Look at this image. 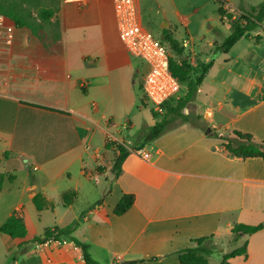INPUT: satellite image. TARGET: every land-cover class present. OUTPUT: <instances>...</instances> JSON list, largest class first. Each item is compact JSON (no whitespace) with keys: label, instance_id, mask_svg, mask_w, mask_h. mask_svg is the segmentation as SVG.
Here are the masks:
<instances>
[{"label":"crops","instance_id":"obj_1","mask_svg":"<svg viewBox=\"0 0 264 264\" xmlns=\"http://www.w3.org/2000/svg\"><path fill=\"white\" fill-rule=\"evenodd\" d=\"M223 1L237 15L242 14L240 5L246 9L250 6L247 0H239L244 2L241 4ZM138 2L142 25L150 30L144 25L146 9L142 0ZM153 2L164 14L159 35L165 29L177 39L178 31H184L187 39H182L183 46H191L195 54L203 53L197 59L192 57L193 65L212 62L194 95L210 134H205L201 126L181 125L141 149L150 153L149 160L132 152L123 162L120 176L114 178L110 170L117 150H107L106 142L124 143V131L118 126L121 117L127 130L133 134L138 131L139 122L133 118L134 111L142 112L138 107L137 75L148 68L138 67L137 58L121 42L113 0H61L57 14L61 40L53 52L46 50L27 27L15 25L11 44L0 39V175H4L0 227L14 211L22 209L26 241L42 236L47 229L39 232L30 223L24 202L13 194L15 174L20 171L18 159L27 168L42 172L44 183L35 177L27 188L40 214L56 211L48 187L72 165H78L80 180L100 190L101 202L84 218L90 233L83 232V239H77L101 264L104 261L97 248L109 252L113 264H164L168 256L175 255L178 260V253L194 240L213 238L222 232L232 235L237 224L264 221L263 160L231 157L222 141L211 135L214 130L224 135L240 130L264 139V47L255 44L264 43L263 22L262 31H252L249 39L223 52L222 45L217 44L228 37L225 29L231 34V23L219 13L218 0ZM209 4L217 6L219 23L208 22V39L197 43L202 25L197 26L195 18H206L204 8ZM224 88L229 89L224 101L213 99L215 91ZM183 96H177V101ZM225 105L231 112L221 121ZM156 122L149 118L147 124ZM5 152L10 153L9 159H5ZM68 192L76 197L65 205L63 197ZM80 193V187L63 192V208L73 209ZM124 194H135L136 202L118 217L113 210ZM36 196L45 204L43 210L34 204ZM93 231L97 232L95 237ZM62 240L66 244L52 245L43 253L31 247L34 243H27L21 249L23 256L13 264H49L48 258L50 264H83L81 249L69 237ZM19 243L0 233L2 258L7 260L19 250ZM230 263L264 264V229L248 238L247 256L235 257Z\"/></svg>","mask_w":264,"mask_h":264},{"label":"trees","instance_id":"obj_2","mask_svg":"<svg viewBox=\"0 0 264 264\" xmlns=\"http://www.w3.org/2000/svg\"><path fill=\"white\" fill-rule=\"evenodd\" d=\"M218 2L221 5L219 13L223 16L226 12L224 9L226 2L223 0H218ZM52 3L56 7L52 9L47 8L50 11H46L44 8L40 7L39 0H0V14L9 18L17 27L29 28L34 35L38 37L40 43L46 48V50L53 52L55 45L61 40V30L59 20L53 28H50L51 26L49 24L50 19L60 11L61 0H51V4ZM240 10L242 11V14L230 22L231 34L222 44L221 49L223 52H228L240 40L249 39L250 33L260 27V24L264 21V1L258 5L250 6L247 9L243 7V5H240ZM43 13H47V15L44 16ZM164 39L169 43L172 52L178 56V60H174L172 55H170V69L174 77L178 79L181 84L185 83L191 74L195 76V80L189 85L188 98L185 101H180L176 107H168L167 113L154 125L144 126V128L139 131L137 139L131 143L130 149L125 144L115 143L111 140L106 142L107 150H111L113 147L117 150L116 159L110 170V173L113 174L114 178L120 176L122 172V164L132 152L139 151L147 145H151L156 140L174 131L181 125L190 124L189 114L183 112L185 103L193 98L198 87L202 84L212 66V62H210L201 65L200 69L197 70V68L189 64L187 61L181 63L180 57L183 55V47L179 45L177 40L169 35H165ZM153 114L156 113L153 112ZM177 121L180 122L176 123ZM211 135L222 141L229 156L244 160L249 158H261L264 162V139L260 140L253 134L240 130H232L227 135L214 130ZM4 157L5 159H9L10 153L5 152ZM3 179L4 175L1 174L0 190L2 188ZM75 197L76 195L74 192L66 193L63 197L65 205L71 204ZM33 201L38 210H43L45 208V204L41 201L40 197H34ZM135 202V194H124L113 210L114 215L119 217L126 214L134 206ZM76 226L77 224L65 227L56 226L53 228H47L42 236L35 237L31 241H26L27 227L21 209L12 213V215L0 227V233L8 235L14 240L20 241L18 247L20 251L24 245L30 242L34 244L44 243L48 240L56 241L62 237H69L74 244L81 249L84 260L83 264H100L92 258L89 253V247L86 244L72 237V232L75 230ZM263 229L264 222L256 225L240 223L234 226L231 233L233 240L236 241L241 237L251 236ZM207 240L208 238L205 237L194 240L193 242L196 244V247L187 248L179 252V264H212L207 258V254L212 252V250L205 244ZM247 246L248 240L245 241L241 247L224 254L221 262L218 264H231L230 260L235 257H246ZM139 262L144 263L147 261L140 260Z\"/></svg>","mask_w":264,"mask_h":264},{"label":"rangeland","instance_id":"obj_3","mask_svg":"<svg viewBox=\"0 0 264 264\" xmlns=\"http://www.w3.org/2000/svg\"><path fill=\"white\" fill-rule=\"evenodd\" d=\"M236 1L238 4L244 3V2H240L239 0H236ZM263 1L264 0H247V3H250V6L251 5L254 6V5L260 4ZM39 4L41 5L40 7L44 8L46 11H50L47 8L52 9V8L56 7L55 5H53V3L51 4V0H39ZM24 6H29V5H24ZM142 7L144 9H146V13H147L144 25L146 27H148L155 34L156 38H158L160 40L162 39V41L164 43H165V41L163 40L164 35H169L175 40L178 39L179 41L177 40V42H179V45L182 46L184 49L183 55L186 58V61L189 64H191L192 66H194L193 64L195 61L192 60V57L194 56L197 59V55L200 52H196L197 54H195L190 50L191 46H188L187 48L183 46L182 39H187L185 34H184V31H181V30L178 31V33L176 34L177 39H176V37H174L173 34L170 33V31H167L165 29L162 30L161 35H159L161 26L164 23L163 12L157 8L158 6L156 4H154L153 0H142ZM204 13H205L206 18H203V17H196L195 18V20H196L195 24L197 26L202 25V28L198 32V36L196 38L197 43H200L202 38L208 39L207 34H206L208 22L211 24H218L219 23V17L220 16L218 13L217 6H214L213 4H209L208 6H206L204 8ZM43 15L46 16L47 13H43ZM224 15H227V17H228V19L225 21L231 22L233 20V16L237 15V14H235L234 12L232 13V11L230 9V10L226 11ZM148 16H149V19H148ZM238 17H239V15H237L236 18H238ZM57 21H58V15H55L54 17H52L50 19V24H49L51 26L50 28H53V26L56 24ZM263 24H264V21H263ZM260 28L261 27L257 28V30H255V32L263 30ZM224 32L227 34V36L230 35V31H227L225 29ZM255 40H256V38H255ZM165 44H166V47L168 48V51L172 55L173 59L178 60V56L172 52L169 44H167V43H165ZM255 44L260 45L261 46L260 48L264 47V43L258 44L257 42H255ZM221 45H222V43L220 44V42L217 44L218 47H220ZM260 50L261 49H258V51H260ZM202 51H205V49ZM201 54H203V53L201 52L200 55ZM201 65L202 64H198L197 66H194V67L197 68V70H199ZM137 66L141 67V68L144 67L145 69L148 68L147 63L142 61L141 59H138V58H137ZM144 73L145 72L137 75V90H138V93L140 96V99L138 101V107L140 108V111H142V112L137 113V111H134L135 114L133 115V118L136 119L135 122H139L138 123V125H139L138 131L135 132L134 134L131 133L129 130H127V127H126V124H125V121L123 120V118L121 117L118 120L119 121L118 122L119 123V125H118L119 129L124 131V136H123L124 143H121V144H125L126 146H130L131 143L137 139V136L139 135V131H141V129H143L144 126L148 125L147 121L149 120V118H153L156 121H160L168 111V108H167L165 110V112L162 114H160V113L159 114H157V113L153 114V105L145 97V95L141 89L142 79H143ZM194 80H195V76L193 74H191L188 77L187 81L182 84L181 91L179 92V96H183V93L185 92L184 96L181 99H179V101H177V99H176L174 102H172L170 104L169 107H176L180 101H185L187 99L189 85H190V83L194 82ZM228 91H229V89H226V88L221 89V90L218 89L217 91H215L213 99L215 98V99L223 100L224 99L223 96L226 95L228 93ZM200 104L202 105V103H200ZM184 111L188 112V114L190 116V123L192 125L201 126L202 128L207 130L208 123L205 122L203 120L202 115L199 114V108H198V104L196 101V96H194L191 100H189L185 103L183 112ZM228 111H230V110L225 105L224 111L221 114V117H222L220 119L221 121H222L223 117H225V114L229 113ZM179 122L180 121H177L176 123H179ZM111 141H113V140H111ZM115 143H118V142L115 141ZM93 145L94 146L96 145V140L92 143V146ZM16 164L18 165L20 171L15 174V176H16V181L14 183L15 192L13 194H15V195L18 194L16 196V198H18L19 200H22L24 202L25 210H26L25 215L30 220V223L33 224L38 229L39 232H41L43 228H52L54 226H62L63 227V226L77 224L75 230L72 232L73 237H75L76 239H77V237H79L78 239L82 240L83 239V236H82L83 232L84 233H90V230L86 229V227L84 225L85 224L84 218H85V216L89 215L90 212H94L96 210L97 204H99L101 202L102 196H101L100 190L95 186V184L89 183L88 181L83 182L82 180H80V178L78 176V165L77 164L72 165L70 168V171L68 173H66L63 177L56 179V181L53 182L50 187H48L49 188L48 193L50 195H53L52 199H53V203L55 204L56 211H54V213H52V211H48V212L41 213V214L37 212V210L35 209V206L33 205L32 201L30 200L29 191H27V188L33 184V180L35 177H37V181H41L42 183H44L42 172L33 171L31 168L32 166L30 167L31 169L27 168L26 163L21 159H18ZM30 164L31 163H29V166H30ZM69 174L71 175V178H69ZM46 181L47 180L45 179V182ZM75 187H80L81 193L79 194V199L74 204L73 209L66 210L62 206L61 194L67 190H73V189H75ZM59 195H60V197H59ZM60 219L63 221L62 223L59 222ZM96 229L98 230V228H96ZM96 233H97L96 231H93L92 236L95 237ZM249 237L250 236H244V237H241L238 240L234 241L233 236L231 234L226 233V232H222L220 235H216L213 238L209 237V239L205 242V244L212 250V252L210 254H207L209 261L211 263H214V264L220 263L224 254H226L227 252L229 253V252L233 251L234 249L241 247L245 243V241L248 240ZM25 247L26 246L24 245L23 248H25ZM31 247L35 248V244H32ZM188 247L194 248V247H196V244L195 243L188 244ZM2 248H3V246L0 244V264H13L16 259L22 257L24 254L23 252H21L19 250H15L12 254H10L7 257V260H5L4 258H2V255H1ZM96 253L101 257V259H103L102 261H104V262H102V264H113V262H111V255L105 249L97 248ZM19 264H22V263H19ZM164 264H178L177 256H175V255L168 256L164 260Z\"/></svg>","mask_w":264,"mask_h":264},{"label":"built area","instance_id":"obj_4","mask_svg":"<svg viewBox=\"0 0 264 264\" xmlns=\"http://www.w3.org/2000/svg\"><path fill=\"white\" fill-rule=\"evenodd\" d=\"M113 4L121 42L132 56L141 59L148 65V70L143 75L141 89L145 97L152 103L153 112L162 114L179 96L182 85L170 69L171 54L166 44L142 25L138 0H113ZM224 9L228 11L231 8L225 4ZM222 17L224 20L228 19L227 15ZM15 28V24L9 18L0 14V39L6 44L13 42ZM136 153L145 160H149L151 157L150 153L143 150L136 151ZM33 170L35 171L37 168H33ZM62 238L56 241L48 240L44 243H35V250L37 253H43L52 245L58 247L66 244ZM75 247L77 246L75 245ZM51 261L48 258L49 264Z\"/></svg>","mask_w":264,"mask_h":264},{"label":"water","instance_id":"obj_5","mask_svg":"<svg viewBox=\"0 0 264 264\" xmlns=\"http://www.w3.org/2000/svg\"><path fill=\"white\" fill-rule=\"evenodd\" d=\"M184 61H186V58L184 57V55H181V57H180V62L181 63H183ZM210 129H207L206 131H205V134H210ZM160 258V257H159ZM129 262H126V261H122V262H120V264H128Z\"/></svg>","mask_w":264,"mask_h":264}]
</instances>
